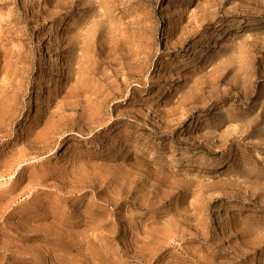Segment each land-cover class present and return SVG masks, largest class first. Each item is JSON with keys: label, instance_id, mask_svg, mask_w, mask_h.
Returning <instances> with one entry per match:
<instances>
[{"label": "rangeland", "instance_id": "1", "mask_svg": "<svg viewBox=\"0 0 264 264\" xmlns=\"http://www.w3.org/2000/svg\"><path fill=\"white\" fill-rule=\"evenodd\" d=\"M0 264H264V0H0Z\"/></svg>", "mask_w": 264, "mask_h": 264}]
</instances>
